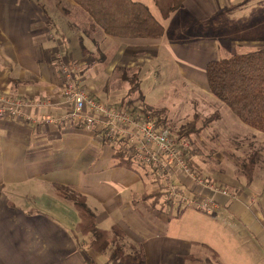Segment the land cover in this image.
<instances>
[{
  "label": "crops",
  "instance_id": "1",
  "mask_svg": "<svg viewBox=\"0 0 264 264\" xmlns=\"http://www.w3.org/2000/svg\"><path fill=\"white\" fill-rule=\"evenodd\" d=\"M135 1L146 4L164 25L161 38L108 35L75 0H0V93L44 101L42 107L28 109L33 118L62 119L74 107L63 93L65 80L57 63L62 55L74 63L79 85L89 95L136 106L146 99L135 93L124 104L131 87L125 74L143 81L147 64L164 53L178 61L185 80L206 91V68L217 59V42L211 37L190 43L168 38L167 23L180 27L184 16L185 23L225 24L239 13L264 11V0H185L165 17L155 0ZM203 40L212 43L205 42V49L194 47ZM146 104L165 107L159 100ZM116 149L98 128L65 120L37 124L0 119V264H264V174L260 184H247L243 177L242 185L222 186L219 181L228 180L209 169L203 156L193 155L192 147L190 161L208 184L181 172L174 173L173 180L189 197L213 201L209 213L169 199L160 174L138 161L120 165ZM58 185L84 195L98 227L118 233L105 252L91 247V234L81 230L76 206L58 193ZM156 191L161 195L146 198ZM240 225L251 231L254 250L238 243ZM230 238L238 243L234 248ZM117 246L126 258L114 255Z\"/></svg>",
  "mask_w": 264,
  "mask_h": 264
},
{
  "label": "rangeland",
  "instance_id": "2",
  "mask_svg": "<svg viewBox=\"0 0 264 264\" xmlns=\"http://www.w3.org/2000/svg\"><path fill=\"white\" fill-rule=\"evenodd\" d=\"M154 12L159 15L157 8ZM183 18L184 16L181 18L180 27L167 23L169 29L167 37L189 43L195 39L201 40L211 37L217 42L215 47H219L216 52L218 55L214 56V58L217 56L215 60L228 58L234 54L251 52L264 46V11L255 14L253 11L245 12L243 16L239 13L236 18L227 20L225 24H219L215 21L214 25L212 22L197 25L192 20L185 23ZM209 25L213 27L208 28ZM221 31L224 32L221 33ZM205 42L209 41L203 40L201 46L199 45L200 42H197V46L194 47L205 49ZM164 55L165 53L157 61L147 64L148 75L143 76V81L139 80L137 92L143 94L146 103L154 105V102L157 103L159 100L160 106L165 105L162 108L167 109L165 110L168 113H164L169 121L165 120L163 114L164 120H160L162 122L160 123L161 127L164 124L174 133H177L182 125L192 120L195 113H199L202 117H209L213 113H218L216 120H213L205 129L195 131L190 135L192 140L190 138L189 140L195 150L193 155L203 156V160L209 164V169H213L220 174L221 178L228 180L226 183L219 181V184L227 187L226 184L236 186L241 184L242 179H246L243 164L253 154L259 153L254 170L255 174L253 173L251 176V181L253 185L260 184L264 174V133L245 124L229 105L214 96L208 88L206 91L195 88L199 86L185 80L181 75L183 71L178 61L174 62ZM155 70L156 73L153 72ZM128 76L132 77L131 74ZM196 80L200 81L198 83L202 82L200 77ZM144 103L142 101L141 104L128 108L141 111L140 106ZM208 153H212L211 157ZM168 197L170 199L169 195ZM75 209L79 215L77 207ZM250 232L248 227L240 225L238 228V243L243 244L241 248L245 246L246 250H254L256 247L249 235ZM233 233L234 230L231 228L232 236ZM224 237L226 236L224 235ZM228 241L232 248L238 245L232 238Z\"/></svg>",
  "mask_w": 264,
  "mask_h": 264
},
{
  "label": "trees",
  "instance_id": "3",
  "mask_svg": "<svg viewBox=\"0 0 264 264\" xmlns=\"http://www.w3.org/2000/svg\"><path fill=\"white\" fill-rule=\"evenodd\" d=\"M75 1L92 16L108 35L130 39H158L165 33L164 25L142 2L135 0ZM155 2L162 15L167 17L174 10L183 6L185 0H155ZM206 73L209 91L229 105L245 124L264 133V46L251 52L212 60L207 64ZM125 77L130 81L131 87L123 100L124 104H129L131 100L129 97L139 90V78L136 75L128 77L126 74ZM138 95V98L142 100L141 94ZM140 109V113L148 116V119L155 120L159 125L162 123L160 120H164L165 108L157 109L144 103ZM217 117L218 113H213L209 117H202L199 113H195L192 120L182 125L177 133L171 131L178 137H187L192 140L190 135L193 132L205 129ZM165 120H167L166 115ZM258 154H253L248 159V163L243 164L244 175L247 182L249 181L248 183L252 182L251 176L256 168ZM115 156L119 159L120 165L128 167L133 165V160L128 156L125 146L118 147ZM57 191L77 207L81 218L80 228L84 234H91V247L94 251L105 252L111 242L117 240L118 233L98 227L96 216L88 207L85 196L78 193L73 187L58 185ZM156 195L160 196L161 192H151L145 196L151 198ZM114 255L126 258L121 246H117Z\"/></svg>",
  "mask_w": 264,
  "mask_h": 264
},
{
  "label": "built area",
  "instance_id": "4",
  "mask_svg": "<svg viewBox=\"0 0 264 264\" xmlns=\"http://www.w3.org/2000/svg\"><path fill=\"white\" fill-rule=\"evenodd\" d=\"M57 63L65 80L64 96L74 105L65 117L62 119L51 116L43 119L33 118L28 109L32 106L42 107L45 104L44 101L32 102L0 93V119H20L37 124L58 123L65 120L87 129L98 128L107 143L117 147L125 146L128 156L133 161L141 162L160 174L170 199L186 201L206 212H213V201L189 197L177 187L173 180V174L181 172L200 185L208 184L205 178L198 175L190 161L192 144L189 138L176 136L168 127H161L155 120L148 119L140 113L138 109L131 110L125 105L97 100L79 85L75 65L71 60L59 55ZM210 187L236 197L225 188L216 185H210Z\"/></svg>",
  "mask_w": 264,
  "mask_h": 264
}]
</instances>
